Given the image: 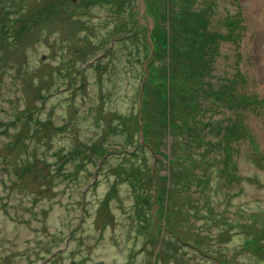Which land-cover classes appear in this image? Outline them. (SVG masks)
<instances>
[{
  "label": "rangeland",
  "instance_id": "obj_1",
  "mask_svg": "<svg viewBox=\"0 0 264 264\" xmlns=\"http://www.w3.org/2000/svg\"><path fill=\"white\" fill-rule=\"evenodd\" d=\"M200 263L264 264V0H0V264Z\"/></svg>",
  "mask_w": 264,
  "mask_h": 264
},
{
  "label": "trees",
  "instance_id": "obj_2",
  "mask_svg": "<svg viewBox=\"0 0 264 264\" xmlns=\"http://www.w3.org/2000/svg\"><path fill=\"white\" fill-rule=\"evenodd\" d=\"M175 21L180 22L181 21V18L172 17V20L170 21L169 25H171V24L176 25ZM208 24L209 23L207 21H203L201 17L194 18V20H193V28H195L197 31L192 35L191 39H188V40L184 41L181 44L180 47H174V50L176 52H178L179 54H181L182 56H184V57L191 55V56L195 57L197 61L199 59L201 61H203L204 57H203V55L201 53L203 51H205L210 46L211 43L213 44L214 41L216 42V40H218L217 39L218 36H219V39H221L222 37H226L228 35V33L227 34L226 33L222 34V33H219L217 31L207 29L206 26H208ZM230 24H231V26H232L233 29L234 28H237L235 26V23H232L231 22ZM199 30L200 31H203V33H204V35L206 37L205 38V41L201 40V37H202L203 33L202 32L199 33L198 32ZM151 52L153 53L154 50H152ZM214 56H216V55H214ZM146 57L149 58L150 55H147ZM144 68H145V71L148 72V70H149L148 64L145 65ZM196 69L198 70L199 67H197ZM147 72H145L146 75H145V78H144V83H146ZM198 72L200 74V71H198ZM187 79H188V77L187 76H184V80H187ZM173 85H174V83L171 82V81H168L167 84L165 85L164 94L162 95L163 96V101H164L165 104H169V102H170V97H169V95L166 94V91L169 92L173 88ZM145 88H146V85H144V87L142 89V92L140 93V98H141V101L140 102H141L142 107H143V103H144L143 96L145 97V93H144V89ZM204 88H205V91L202 94H205V92H208L209 90H211V89H209V87H204ZM227 89H228V92H227V98L226 99H223L222 100V95H221V92H220L221 90H217V89L216 90L212 89L211 90V94H209L207 97L211 96L214 100H216V102H218V101L219 102L226 101V102H228V104H229V102H235L236 103L235 106L237 107V104L239 106L240 103H238V102H240V99H239L240 98L239 97L240 94L236 96L235 93L233 92V96L234 97H232L231 92H230V88H227ZM202 94L195 93L196 98L198 99L199 96L201 97ZM190 96H193V93ZM202 96L206 97L205 95H202ZM220 100H222V101H220ZM241 101H242L241 102L242 103L241 107H246V106L250 105L252 102H254L255 99L252 98V97H249V96H245V97L242 96ZM201 105H202L201 102L199 103L197 101L196 103L195 102H192L191 104L185 105V106H187L188 108H190L192 110V114H196L200 118H203V116L201 115V110H202ZM196 106H198L199 109H196L195 110ZM169 110H170L169 108H166L165 109V113L166 112L168 113ZM199 111H200V113H198ZM185 113H187L186 110H185ZM41 122L42 121H40V123ZM234 122H236V121L233 120L231 122L229 128L226 125L225 126L223 125V127L220 126L221 129H223V132L225 134L229 135V133L231 132L232 128L235 126ZM236 124H239V127L241 129H245V126L242 123H241L242 124V126H241L239 120L236 122ZM206 125L207 126H211V120H209L208 122H206ZM194 126H195V124H193V127H192V125H189L188 130L191 131L192 129L196 128V126L195 127ZM117 128H118L117 125L116 124H113V129L112 130L116 132ZM141 133L143 134V131L142 130H141ZM144 140L145 139L143 138V141L139 144V146L140 147L149 148L146 145V141H144ZM106 150H107V148H106ZM150 150H152V149H150ZM101 158H102L101 161H103L106 158V155L104 154L103 156H101Z\"/></svg>",
  "mask_w": 264,
  "mask_h": 264
},
{
  "label": "water",
  "instance_id": "obj_3",
  "mask_svg": "<svg viewBox=\"0 0 264 264\" xmlns=\"http://www.w3.org/2000/svg\"><path fill=\"white\" fill-rule=\"evenodd\" d=\"M200 264H204V263H200Z\"/></svg>",
  "mask_w": 264,
  "mask_h": 264
}]
</instances>
